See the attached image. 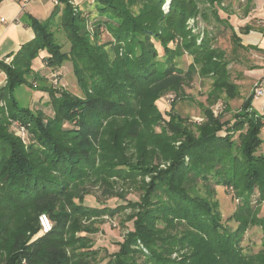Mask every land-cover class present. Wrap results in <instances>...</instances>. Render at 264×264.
<instances>
[{
    "label": "trees",
    "instance_id": "obj_1",
    "mask_svg": "<svg viewBox=\"0 0 264 264\" xmlns=\"http://www.w3.org/2000/svg\"><path fill=\"white\" fill-rule=\"evenodd\" d=\"M58 1L66 5L62 22L70 49L64 50L52 30L57 6L44 23L28 15L34 39L12 55L11 63L0 61L6 74L0 88V264H264V241L256 253L242 247L251 226L264 233V218L258 217L264 155L256 156L264 126L253 97L233 123L208 110L207 120L197 124L173 108L167 120L157 105L196 75V64L190 70L180 66L185 54L201 63L202 73H214L219 88L231 91L225 53L213 45L229 29L234 43L242 41L230 22L231 2L171 0L166 13L168 0H94L106 21L89 30L84 10ZM192 18L202 19V33H193ZM102 27L113 38L109 44L99 42ZM251 30L245 26L241 33ZM176 40L181 44L175 46ZM42 52L49 68L72 62L83 96L31 85L46 80L33 68ZM23 85L48 91L54 115L20 106L15 90ZM13 122L27 127L29 144L11 131ZM162 162L170 165L162 169ZM114 178L135 185L140 200L107 206L111 198L126 199ZM216 186L233 187L241 201L226 221ZM87 196L103 207L88 206ZM126 206L133 210L128 220L133 230L119 250L96 247V225ZM43 214L53 224L47 234L40 224Z\"/></svg>",
    "mask_w": 264,
    "mask_h": 264
},
{
    "label": "rangeland",
    "instance_id": "obj_2",
    "mask_svg": "<svg viewBox=\"0 0 264 264\" xmlns=\"http://www.w3.org/2000/svg\"><path fill=\"white\" fill-rule=\"evenodd\" d=\"M5 1L13 0H1L0 1V16L4 17V20L7 19L8 23H11L10 13L15 9H18L22 14V18L26 20L28 12L26 10V5H23L21 8H18L17 3H3ZM16 1V0H14ZM34 1V0H32ZM40 2L41 9L39 11V20L41 22H46L49 20L50 9L55 11L56 6L53 5V0H35ZM75 11L84 10V16L89 19L88 28L92 30L97 24L98 20H105L98 15L96 4L94 0L88 1L86 5L82 3H76L73 0H69ZM86 1V2H87ZM231 2L234 12L241 13L244 9L240 7L245 4L246 1L242 0H225V4ZM171 0H168L164 5L163 9L166 13L170 10ZM58 6H60L59 18L53 19L55 21L52 26V30L55 31V36L58 43L64 45V50H69L71 43L67 36L66 30L62 22V16L66 8L65 4H62L58 1ZM243 8V7H242ZM239 11V12H238ZM222 16H225L224 12H220ZM21 18V19H22ZM252 27L258 30H263L264 32V22L258 19L252 20ZM190 27H194L193 33L198 34L202 33L205 24L200 18H192L189 20ZM33 30V29H32ZM34 32V31H33ZM35 34V32H34ZM203 35L200 37L199 42H201ZM232 33L229 30L226 33L221 34L217 37L216 42L213 43L214 48H219L225 53L229 79L226 83H232L231 91L228 92L226 89H221L218 87L217 78L214 73L204 74L202 73L201 63L197 62L194 57L189 54H185L178 59V62L182 68L185 70H190L193 64H196L197 73L192 80L187 81L184 86L178 91H169L158 100L157 105L162 113L165 115L167 112L171 111L173 108L174 112H178L185 118H190L194 123L201 124L207 120L206 115L208 110H210L215 118L221 119L224 121L235 120L236 114L241 111L246 102L250 97H253V108L263 116V126H264V93L260 96H257V92L263 90L264 92V47L261 44H256L257 49L247 48L250 45L249 41L246 39H241L240 44L234 43L232 41ZM113 41L111 35L105 30L104 27L101 29L100 40L101 44H109ZM181 40H176L175 46L180 43ZM156 44L159 54L163 56V48L160 43ZM174 47L173 44H171ZM241 46H244L241 47ZM258 46V47H257ZM110 49V47H108ZM40 55V59H41ZM44 67L42 70L37 71L44 77L46 80L35 81L31 80V85L35 88L41 87H52L58 92L62 90H68L71 93L83 96L82 90L79 87L78 81L75 77L73 64L72 62H66L62 67L52 69L45 65L42 60ZM11 63V62H10ZM38 66V62H34ZM36 67V66H35ZM3 72V71H2ZM6 84V83H5ZM15 96L18 99L20 106L24 108H29L33 111L42 110L46 116L51 117L54 115L53 107L51 104V97L48 91H38L33 89L30 85H23L18 87L15 90ZM1 105H4L0 101ZM165 118L168 120L169 117L165 115ZM11 131L25 144L31 142L32 135L28 131L27 127L21 126L18 122H13L10 126ZM226 127L224 128V131ZM157 131L160 132V128H157ZM238 134H235L233 137L237 140ZM264 138V130L261 135ZM180 143H177L179 146ZM264 155V143L262 147L256 152V156ZM170 163L162 162L160 168L165 169L169 166ZM144 182H150V177L144 178ZM116 191L122 195H125V200L119 198H111L105 202V204L111 208H116L118 206H125L129 201H139L142 192L135 189V185L129 184L128 181H124L122 178H114ZM142 178H139L138 181H141ZM201 187V186H200ZM217 195L216 200L220 204V212L223 216V220L226 221L227 218L232 216L241 205L240 199L236 196L233 187L231 186H216L215 187ZM202 192V189H201ZM259 192L257 191L253 195L254 204L257 205V200L259 199ZM85 203L88 206L99 207L101 206L93 196H87ZM132 208L126 206L125 210L119 212L116 216H104L101 219V223H98L96 226L99 228L98 232L93 236L95 239L96 247L107 248L109 252H117L119 250V243L124 240L125 234L129 230H133V222L128 221L129 216L132 214ZM44 215V214H43ZM259 218H264V202L259 206L258 212ZM49 218V217H48ZM50 219V218H49ZM51 221V220H50ZM233 228H237V222L231 221L228 223ZM264 241L263 229L258 225H253L247 231L243 246L246 252L256 253L262 249ZM145 249V248H144ZM145 252L147 250L145 249ZM174 254V258H176Z\"/></svg>",
    "mask_w": 264,
    "mask_h": 264
},
{
    "label": "crops",
    "instance_id": "obj_3",
    "mask_svg": "<svg viewBox=\"0 0 264 264\" xmlns=\"http://www.w3.org/2000/svg\"><path fill=\"white\" fill-rule=\"evenodd\" d=\"M54 1V0H53ZM76 3H82V5H86L88 3L87 0H73ZM87 1V2H86ZM243 1V0H242ZM246 1L243 6L239 9L244 11L242 14L239 12H234L233 15L230 16V22L234 26L235 31L241 39H246L249 41L250 45L255 46L256 44H261L264 47V32L263 30H258L252 27V20L258 19L264 22V0H244ZM91 2V0H90ZM7 3H17L18 8L26 5V10L28 15H32L37 19H40L39 11L41 9L40 2H36L35 0H16V1H5L3 5ZM56 7L58 4L54 2ZM243 7V8H242ZM49 17L52 15L54 11L50 9ZM22 12V11H21ZM18 9H15L10 13L11 23L7 22V19L3 22L0 16V61L5 60L7 63H10L13 59V54L17 53L22 45L28 43L32 39H34L35 34L32 28L28 25L27 21L22 18V14ZM223 17H228L227 14ZM22 18V19H21ZM245 26H250L252 30L248 34L241 33V30L245 28ZM258 47V46H257ZM259 48V47H258ZM12 56V57H11ZM41 59L38 58L36 61L38 62V66L34 64L33 68L35 71L42 70L44 67L42 60L45 58L46 53H41ZM36 66V67H35ZM6 83V74L0 70V88H2Z\"/></svg>",
    "mask_w": 264,
    "mask_h": 264
},
{
    "label": "built area",
    "instance_id": "obj_4",
    "mask_svg": "<svg viewBox=\"0 0 264 264\" xmlns=\"http://www.w3.org/2000/svg\"><path fill=\"white\" fill-rule=\"evenodd\" d=\"M54 2L56 4H58V0H54ZM2 21L4 22L5 20L2 19ZM263 93H264L263 90H260V91L257 92V96H259V95L261 96ZM40 224H41V228H42L43 234H47V233L52 231L53 224H52V222L50 221V219L48 218L47 215H45V214L41 215Z\"/></svg>",
    "mask_w": 264,
    "mask_h": 264
}]
</instances>
